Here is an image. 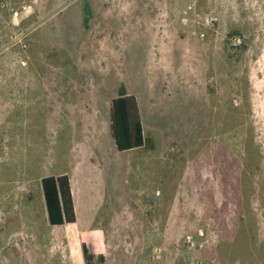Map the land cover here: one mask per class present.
Listing matches in <instances>:
<instances>
[{"label":"rangeland","instance_id":"374dc122","mask_svg":"<svg viewBox=\"0 0 264 264\" xmlns=\"http://www.w3.org/2000/svg\"><path fill=\"white\" fill-rule=\"evenodd\" d=\"M0 264H264V0H0Z\"/></svg>","mask_w":264,"mask_h":264},{"label":"trees","instance_id":"16d2710c","mask_svg":"<svg viewBox=\"0 0 264 264\" xmlns=\"http://www.w3.org/2000/svg\"><path fill=\"white\" fill-rule=\"evenodd\" d=\"M90 9L85 2L84 14L88 19ZM111 133L119 151L145 147L148 143L143 131L139 109L134 95L121 86L119 96L112 100ZM48 221L51 226L75 223L76 214L70 179L67 174L50 175L41 179ZM87 259L91 258L84 245Z\"/></svg>","mask_w":264,"mask_h":264},{"label":"crops","instance_id":"0c3cea01","mask_svg":"<svg viewBox=\"0 0 264 264\" xmlns=\"http://www.w3.org/2000/svg\"><path fill=\"white\" fill-rule=\"evenodd\" d=\"M136 101H137V105H138V109H139L140 118H141V121H142L141 107H140V104H139V101H138L137 97H136ZM142 125H143V122H142ZM70 184H71V181H70ZM71 190H72V188H71ZM72 197H73V193H72ZM73 201H74V199H73ZM74 207H75V205H74ZM71 224H74V223H71ZM65 225H67V224H65ZM61 226H63V225H61Z\"/></svg>","mask_w":264,"mask_h":264}]
</instances>
